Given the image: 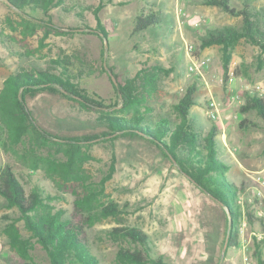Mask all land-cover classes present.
<instances>
[{"label":"rangeland","instance_id":"1","mask_svg":"<svg viewBox=\"0 0 264 264\" xmlns=\"http://www.w3.org/2000/svg\"><path fill=\"white\" fill-rule=\"evenodd\" d=\"M99 2L64 0L61 5L51 7L47 15L29 6L18 11L0 0V89L3 80L12 73L25 68H47L50 59H64L71 65L74 82L84 92L95 93L108 104L118 100L109 72L117 76L116 81L127 82L135 79L141 69L162 66L165 71L156 76V90L148 101L155 110L173 113L172 104L186 86L195 85L196 102L191 111L204 120L203 127L207 129L210 123L220 131L219 141L226 147L221 157L230 164L226 174L243 186L237 197L243 214L238 221V246L223 251V237L230 221L226 207L180 173L160 149L140 137L120 136L113 140L100 137L88 146L91 155L85 163L86 175L96 185L113 163L114 172L105 183L102 198L115 201L121 210L117 216L102 219L85 229L90 249L103 264H117L115 254L120 246L139 245L112 237L109 230L120 225L136 226L148 235L152 252L161 254L170 264H256L252 252L256 241L264 239V229L258 220L248 222L245 211L251 208L264 224V214H257L264 209V121L250 111L247 115L254 125L239 128L238 122L244 117L239 106L244 99L241 103H228L226 96L230 91L239 93L242 82L264 83V49L244 38L227 49V68H232L235 74L229 84L228 79L224 80L223 46L215 43L200 48L201 37L210 29L241 30L240 16L229 14L220 6L205 4L203 0H111L98 12L107 32L104 37L88 32L96 28L98 21L87 6L95 7ZM230 3L238 10L249 9L264 32V0H230ZM150 8L159 22L133 32L135 16ZM178 8L185 13L183 24L177 18ZM24 23L31 28L23 27ZM52 26L63 32L58 33ZM185 44L192 45L191 51H186ZM192 60L201 65V72L187 76V66ZM51 70L58 72L59 68ZM211 99L219 108L216 119L206 115V106L198 105V100L207 105ZM25 101L35 122L52 136L107 131L106 125L96 119V112L87 111L60 93L38 91L26 95ZM119 107L118 102L112 109ZM206 118L210 119L208 123ZM5 164L12 166L27 191L40 185L48 193L58 195L52 201L54 207L66 213L72 209L71 191H60L42 167L31 170L23 146L12 149L0 137V167ZM9 223H14L20 236L28 241L29 257L36 264H50L42 245L24 228L17 208L8 207L2 196L0 264H15L20 259L5 231ZM261 253L264 256V240Z\"/></svg>","mask_w":264,"mask_h":264},{"label":"trees","instance_id":"2","mask_svg":"<svg viewBox=\"0 0 264 264\" xmlns=\"http://www.w3.org/2000/svg\"><path fill=\"white\" fill-rule=\"evenodd\" d=\"M4 1L18 11H23L29 6L47 15L51 7L54 8L64 2V0ZM110 1L100 0L95 7L87 6L98 21L96 28L88 29L89 33L106 36L107 32L99 20L98 12ZM203 1L208 5L220 6L225 12L238 15L242 19V29L239 31L233 27L216 28L208 30L201 37L200 48L215 43L223 46L226 82L229 71L227 49L242 38L264 49V32L249 9L238 10L231 5L230 0ZM158 22L159 17L150 8L147 12L141 11L135 16L132 30L136 32L147 29ZM22 26L31 28V25L26 23ZM52 29L58 33L63 32L58 27L52 26ZM70 66L68 60L50 59L47 68H25L10 74L3 80L0 89L2 143L12 149L22 145L31 170L36 171L42 167L60 191L70 190L73 195V207L66 213L64 209L52 205V201L58 197L57 194L48 193L40 185H35L27 191L10 164L0 167V196L5 199L8 207L17 208L24 228L31 238L42 245L50 264H103L90 249L85 229L102 219L117 216L121 209L115 201H106L102 198L105 183L114 172L113 163L108 173L103 175L96 185H93L86 175L85 163L91 155L88 146L100 137L105 140H113L120 136L140 137L160 149L180 173L186 175L217 203L220 202L226 207V213L230 216V226L225 230L223 241L227 235V248L237 247L238 221L243 214L237 197L243 191V186L234 183L226 174L230 164L221 157L224 154L222 150L226 147L219 141L220 131L210 123L207 129L203 127L204 120L191 111L196 102L195 85H187L177 102L172 104L173 113H165L162 109L155 110L153 103L148 101L156 90V76L161 70L165 71L162 66L141 69L136 72L135 79L112 83L118 100L108 104L95 93L84 92L78 83L74 82ZM56 67L59 68L58 72L51 70ZM114 76L117 77L115 74ZM43 90L60 93L87 111L96 112L98 114L96 119L106 125L107 131L94 135L52 136L35 122L25 101L26 95H34ZM243 99L239 110L244 117L238 122V127L254 125V121L247 115L250 111H254L255 115L264 121V96L245 92ZM118 102L120 107L112 109ZM198 105L206 106L199 100ZM119 111L122 114H115ZM209 120L206 118L207 123ZM43 151L47 153L43 154ZM248 204L247 202V206ZM245 217L251 223L258 220L264 229L261 216L256 217L251 208H247ZM5 231L9 236L10 246L20 258L15 264H36L28 255V241L20 236L15 224L9 223ZM109 233L112 237H121L139 245L133 248L120 246L115 254L117 264H170L161 254L152 252L148 235L139 227L120 225L113 227ZM262 238L256 241L252 252L256 264H264V256L261 253L264 240Z\"/></svg>","mask_w":264,"mask_h":264},{"label":"built area","instance_id":"3","mask_svg":"<svg viewBox=\"0 0 264 264\" xmlns=\"http://www.w3.org/2000/svg\"><path fill=\"white\" fill-rule=\"evenodd\" d=\"M177 14V18L179 19V23H184V19L183 16L185 15V13L182 11V8H178L176 11ZM197 24V23H196ZM191 47L192 45H188L185 44V49L187 52L191 51ZM201 65L199 63H197L195 60H192V62L187 66V71H186V75H191L192 73H197V72H201L200 71V67ZM235 79V74L232 68L229 69L228 71V83L232 84L233 80ZM241 87V91L239 93H237L236 91H230L228 92L227 96H226V100L228 103H241V101L243 100V95L245 92H248L250 94H254L256 96H264V83L263 82H242V84L240 85ZM205 113L208 117H210L211 119H216L219 117V108L217 105V102L213 99H211L209 101V103H207L206 107H205ZM258 215L264 214V209H260L257 211ZM245 224V223H244ZM241 230H243L241 228ZM255 235V234H254ZM258 237L261 238V235L258 234ZM243 247H245V244H243ZM244 259L247 260L248 257L244 256Z\"/></svg>","mask_w":264,"mask_h":264},{"label":"water","instance_id":"4","mask_svg":"<svg viewBox=\"0 0 264 264\" xmlns=\"http://www.w3.org/2000/svg\"><path fill=\"white\" fill-rule=\"evenodd\" d=\"M101 35V34H100ZM104 43H105V45H107L108 43H107V39L106 38H104ZM109 75H110V78H111V80L113 81L112 83L113 84H116V79H115V76L111 73V72H109ZM210 196V195H209ZM213 198V197H212ZM215 200V199H214ZM216 201V200H215ZM217 202V201H216ZM219 204L221 205V203L219 202ZM229 220H230V217H229ZM229 226H230V221H229ZM226 248H227V235L225 236V239H224V242H223V248H222V250L223 251H225L226 250ZM223 251H222V253H223Z\"/></svg>","mask_w":264,"mask_h":264}]
</instances>
